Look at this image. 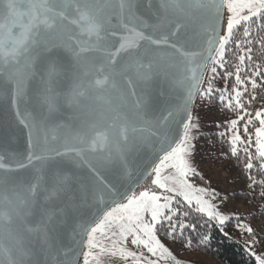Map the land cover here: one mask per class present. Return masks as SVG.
<instances>
[{
	"label": "water",
	"instance_id": "obj_1",
	"mask_svg": "<svg viewBox=\"0 0 264 264\" xmlns=\"http://www.w3.org/2000/svg\"><path fill=\"white\" fill-rule=\"evenodd\" d=\"M226 0H0V264H81L182 143Z\"/></svg>",
	"mask_w": 264,
	"mask_h": 264
},
{
	"label": "trees",
	"instance_id": "obj_2",
	"mask_svg": "<svg viewBox=\"0 0 264 264\" xmlns=\"http://www.w3.org/2000/svg\"><path fill=\"white\" fill-rule=\"evenodd\" d=\"M262 105L264 8L229 33L225 31L186 130L194 135L199 154L233 165L242 185L237 193L246 204L261 203L264 207V157L257 146V129L262 123L255 117ZM153 174L141 189L147 188ZM192 179L208 186L200 177ZM154 232L175 247L211 257L220 264H258L242 242L226 236L214 218L182 198L161 212ZM168 258V264H182Z\"/></svg>",
	"mask_w": 264,
	"mask_h": 264
},
{
	"label": "rangeland",
	"instance_id": "obj_3",
	"mask_svg": "<svg viewBox=\"0 0 264 264\" xmlns=\"http://www.w3.org/2000/svg\"><path fill=\"white\" fill-rule=\"evenodd\" d=\"M263 8L264 0H226L225 31L229 33ZM255 117L262 123L257 129V146L264 157V105ZM193 138L187 132L179 147L158 164L147 188L137 191L90 231L81 264H168V257L182 264H220L155 234L159 215L179 198L214 218L226 236L242 242L257 263L264 264V207L246 204L237 193L242 185L233 165L199 154ZM196 176L208 186L192 179Z\"/></svg>",
	"mask_w": 264,
	"mask_h": 264
}]
</instances>
